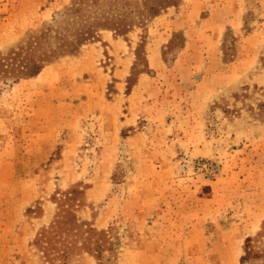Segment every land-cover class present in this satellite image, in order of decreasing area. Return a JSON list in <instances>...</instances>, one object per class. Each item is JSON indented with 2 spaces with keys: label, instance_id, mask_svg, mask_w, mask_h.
Here are the masks:
<instances>
[{
  "label": "rangeland",
  "instance_id": "1",
  "mask_svg": "<svg viewBox=\"0 0 264 264\" xmlns=\"http://www.w3.org/2000/svg\"><path fill=\"white\" fill-rule=\"evenodd\" d=\"M77 1L0 0L1 54L59 53L0 65V264H264V0H107L130 25L61 54Z\"/></svg>",
  "mask_w": 264,
  "mask_h": 264
},
{
  "label": "trees",
  "instance_id": "2",
  "mask_svg": "<svg viewBox=\"0 0 264 264\" xmlns=\"http://www.w3.org/2000/svg\"><path fill=\"white\" fill-rule=\"evenodd\" d=\"M104 1L107 3L109 0H78L76 4L69 9L71 14H74L79 18L77 23H79L81 26L73 28L72 30L69 29V31H73L70 39H67L65 35L60 37V39L63 40L58 45V48L62 49L61 54L68 51H75L86 40L94 37L97 31L101 28H115L116 26V29L119 28L121 31H123L127 25H130L126 22V13L115 14L114 11L111 13L110 10H108L109 5L106 4L105 6H101L104 4ZM178 1L179 0H144L143 6L146 13L141 12V14L143 17L156 16L162 9L169 5L176 4ZM113 5H115V3ZM86 10L87 12H85ZM51 30L52 28H46L45 30L34 33L31 35L29 44L26 46H19L18 50H12L8 54L0 53V65L2 66L1 70L4 72V74L13 76L15 80L19 79L20 77L38 74L43 68L45 62L50 60L53 56L59 54L56 52V50H52L50 52L41 50L44 47V43L49 39ZM17 57H21V59H18L20 64L15 65V58ZM14 65L17 67H14ZM68 221L73 226H79V223L77 222L78 219L74 213L70 214ZM82 224L86 225V223ZM56 228L57 227L46 228L41 232V240L46 245H48L52 239H55ZM89 231H91V239L98 233V231L92 227L89 228ZM100 233L103 234V232ZM101 239V237L97 238L94 246H87L89 251H93V254H95L98 260L100 259L99 256L101 253V244L98 242ZM251 240L252 238L250 237L246 239L245 254L241 257L242 262H244L247 256L250 255L249 244ZM99 264L103 263L99 262Z\"/></svg>",
  "mask_w": 264,
  "mask_h": 264
}]
</instances>
